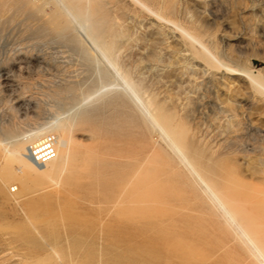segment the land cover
<instances>
[{"label": "rangeland", "instance_id": "374dc122", "mask_svg": "<svg viewBox=\"0 0 264 264\" xmlns=\"http://www.w3.org/2000/svg\"><path fill=\"white\" fill-rule=\"evenodd\" d=\"M11 3L13 5L9 3L1 5L0 13L6 11L3 10L4 6L8 10L10 6H13L9 12H6L10 14V11L14 10L15 14L12 12L11 16L15 20L18 16L16 14L20 13L22 14L20 16H24L26 19L18 16L24 20H19L18 18V21H15L12 17L10 18L9 14V17H7L6 12L5 15H3L4 12L0 14V16L2 15L0 17V168L3 169L4 157L2 155L4 153L1 149L5 141L11 140L12 137L16 138L22 135L23 132L30 131L35 127L50 124L59 116L64 117L70 126V122H73V124L77 122L71 128V133H73L72 135L75 139L76 151L66 159L67 163L70 162L67 166L68 168H70L71 164L73 165L68 174L59 169H54V171L52 169L46 172L37 169V167L29 168L25 171L28 178L25 175L24 179V173L18 177L19 179L17 178L16 182L18 183L14 181V185L18 188H16L18 191L13 189L12 183L9 186L10 183H7L8 180H6L2 170H0V264H30L31 262L33 264H69L68 261L64 262L66 258L62 259L61 257V260L57 257L63 256L62 254L66 250L67 253L70 252L67 248L72 249L74 245H77L78 248L79 244H76L79 241L78 239H82V242L79 241V243H82V247L80 245L82 249L78 248V251L81 252L77 253L76 247L74 249L77 251V254H81L77 255L74 252L75 250H73L74 255H76L74 257L79 259V261L76 259L78 262H80V256L83 252L84 256V254L91 252V250L93 251V253L91 252L92 255L88 253L87 256H82L81 261L86 264H104L101 261L103 255L105 261L109 259L111 261L115 256V251L121 252V250H117L118 248L122 249L120 244H111L106 239L104 229H100L110 222L106 221L110 220L106 210H103L100 203L95 204V201H88L83 198L82 193H80V197L79 192H77L78 186L74 183L78 178V173L76 174L77 167L82 162V158L85 157L87 160H83L82 163L86 165L89 177L93 180H98L103 185H107L115 179L136 178L139 180L138 192L140 193L141 191L139 199L142 201L140 200L138 214L141 218L151 220L152 223L150 225L151 230L148 228L147 231L144 229V231H140L138 243L140 242L139 245L145 248L150 245L149 241H156L153 243V248L162 251V258L158 264H264V260L258 256L259 252L257 250L254 249V251L253 247L242 243L243 238H245L242 233L237 234V239H234L232 233L228 232V234L221 231L215 226V223H212V216L203 212L200 200L194 199V201L191 199L193 200L191 201L186 198L189 189L185 184L184 177L187 176V171L181 164L176 163L178 160L175 157L168 159L171 150L169 151L165 140L159 137L161 132L153 129L150 122L140 113V108H138L139 106L136 105V102L130 99L123 90L124 87L123 89L119 88L118 85L123 86V84L116 70L109 63L102 60L100 55L91 48L92 46H90L89 42H81L80 39H77L84 35V32H82L84 30L71 21L66 22V25H56V28L54 27L55 25L53 26L55 23L52 24V21H48L53 26L50 29L51 26L47 22L44 12L43 14L35 9L31 10L33 7L28 2H22L26 6L19 1L18 3L17 1ZM21 4L26 8L20 6ZM204 4L205 6H203ZM204 4H202L201 8L195 7L193 3H190L191 8L198 11L202 16V20L203 22L205 21L204 24H206L208 30L214 33L215 43L220 49L218 51L219 53L221 52L220 54L223 53V55H220L223 57L221 58L232 66L251 65L257 70L261 68V74L264 75V0H212ZM28 7L30 8L28 9ZM19 10L20 13H18ZM28 11L32 12L29 13ZM36 14L38 15L36 16ZM28 15L31 19L33 18L32 21L30 17L28 19ZM40 15H42V18ZM38 16L39 19L36 18ZM120 16L123 21H126L127 32L124 37L118 40L121 43L118 45H120L121 51L123 47L127 48L123 49V53H120L118 50L119 56H117L118 52L115 53L114 56L118 62V66L120 65L121 70L128 72L129 75L131 73L130 77L132 76L136 84L140 83L137 88L140 87L141 89L138 88L139 91L143 90V94H146V96H143L145 100L148 98L150 102L153 101L152 107H159L158 109L161 114L164 113L163 115L172 119L174 128L179 127V133L181 132L183 136L181 137L182 141L186 143L187 147H191L194 152L196 151L197 156L209 155L212 148L214 150L215 147L216 149L222 147L218 149L220 153L217 154L221 158L218 157L217 164L227 167L235 173L236 177L238 176L236 187L233 189V197L237 200L236 205L238 203L242 204L238 205L239 209L242 210L241 213L246 210L243 215L240 214V210L238 214L248 216L246 218L257 221L258 224L252 226L250 230L254 234L262 236L264 240V219H262L264 218V158L262 159L264 156V97L257 90L258 94L254 88V90L252 89L251 84H248L246 78H240L239 76H232L231 78L228 75L223 76L222 73L220 74L216 71L212 73L211 71L213 70L207 69L208 67L201 64L189 52L187 53L189 56L187 54L184 55L185 52H179L178 50L181 46L179 45L178 47L180 42L178 43L179 40H177L178 37L175 33H170L168 38L166 35L164 37V34L157 29L158 27L152 19L136 20L123 12H120ZM4 17H7V20ZM35 18L36 20H34ZM145 25H148L147 29ZM129 34L132 36L129 37ZM158 35L163 37L159 36L162 40H160L161 42L154 38H157ZM217 40L219 44H217ZM145 41H148L147 45ZM172 44L173 46L170 49ZM120 47L118 48L120 49ZM159 48L163 51L162 54ZM160 54L163 56L161 57ZM233 57L234 59H232ZM140 59L144 60L141 61ZM140 63L142 64L140 65ZM205 67L206 69H204ZM214 73H218V76ZM149 141H152V144ZM205 142H207V147L209 146L208 148L210 149L206 147ZM218 144L220 145L217 147ZM150 147H152L151 149L154 148L155 151L153 152ZM91 151L98 154L91 155L88 158L86 155ZM224 155L227 157L225 158ZM172 156L174 155L172 154ZM256 156H260L262 161L260 157L258 160ZM249 158H251L252 162L248 161L250 160ZM167 161L170 162L168 163ZM253 161L258 163H254ZM172 162H175V164ZM251 163L253 167H251ZM176 164L180 168H176ZM162 165L170 171L168 169L167 171L166 169L161 170L164 169ZM169 165L173 166L170 167ZM110 169H113V171ZM173 169L175 170L173 171ZM176 169L178 170L176 171ZM175 171L177 173L180 171L178 174L182 176L176 177ZM182 172H185V175ZM27 173H31L30 176ZM155 174L157 175L156 178ZM31 175L33 176L32 179ZM172 176H174V186L169 185L167 187V185H164L161 187L164 180ZM158 179L162 184L157 182ZM61 183H68L67 185L71 186H61ZM20 184L21 188H24V191L23 188H20ZM57 186L61 190L64 189L65 192L69 191V189L70 191L74 189L76 191H72L74 194L70 191L67 192L72 194L70 196L71 194L68 195L62 190L63 194L61 192V195L64 196H61L59 195V191L61 190ZM247 187L251 188L248 189ZM25 188H32L33 192ZM51 189H55L54 191L58 193H55ZM48 190L54 193H50ZM40 191H44L45 194L42 192L43 195H41ZM14 192H21L18 193L19 198ZM46 192L47 194L49 192L50 196L46 195ZM22 193L26 197L27 195L30 197L25 199V195ZM39 194L41 201L36 200ZM42 196H44L46 205L43 204ZM65 196L68 197L64 198L63 201L62 198ZM59 197H62V200H58L57 198ZM79 198L83 200V203H81L82 200H78ZM49 199L55 200L56 203L54 201L50 203L52 200ZM75 199H77V202H75ZM65 200L68 206H70L69 204H73L71 205L72 208L82 206L81 208L79 207L80 210H78V207L74 208L78 212L75 210L77 216H74L73 219L81 222L82 225L89 223V226H92L93 223V228L95 229L91 233L82 235L81 232H78L80 236L77 235L78 233L72 234L73 240H71V236L63 227V224L68 222H66V219L62 220L64 219L62 216L69 208L70 212L72 210L75 213V211L71 206L68 208ZM34 201H37V203ZM19 204L21 208L25 206L27 209H21ZM82 204L84 206H89L90 204L87 207L89 212ZM30 205L31 207H29ZM40 205H42L43 209ZM32 207L34 209L36 207V209H31ZM45 207L48 209H45ZM65 207L67 208L66 211ZM37 208L38 211H44L45 209L44 215H46V221H43L45 219L44 216L43 218L40 217L43 215V211L42 213L39 212L41 215L37 214L40 219L36 217V213L34 215V211L37 212ZM99 211H102L105 216L104 219V216L99 218V215H102ZM48 214L49 216H47ZM32 215L34 216L32 217ZM80 216L83 217L81 218ZM106 216H108V219H106ZM30 219L32 220L30 221ZM49 219L51 222L54 219L57 223L53 222V225H48ZM24 220L27 223L30 222L29 226L26 227L28 228L27 230L22 227L18 228L14 224L15 222ZM95 222L97 223L95 224ZM6 224H8L6 226L8 229L5 227ZM55 224L60 230H57ZM37 226H40L38 228L41 231H38L39 229L36 230ZM47 226H49L51 231L53 230L56 238L61 236L58 238L60 244L54 238L55 236H50L49 232L51 231L49 230L48 232L49 228ZM96 229L97 231L93 233ZM41 232L46 235H40ZM99 234L101 235L99 236ZM172 236H177L175 238L179 245L186 247L185 249L188 251L187 255L176 256L171 252H166L161 240ZM36 237L38 238L36 242L42 244L41 246L35 242ZM50 237L51 240H49ZM66 237H70L69 244L67 243L69 240L67 241ZM84 237L88 238L84 239ZM61 238L64 240H60ZM88 239H91L90 243ZM141 239H144V241ZM31 240L35 244L31 243ZM52 240L56 244L53 248L49 246V244H52ZM75 240L77 241L76 243L73 242ZM71 241L72 247L70 245ZM145 241L148 243H145ZM100 242V245H107L106 247L108 248H110L108 245L111 248L114 246L113 249L110 248V251L114 250V252H110L109 249H107V252L106 247L103 248V246L101 248ZM57 244H59V247ZM35 245L38 248H35ZM83 245L85 250L87 248L89 250H83ZM55 247L59 248V250L55 249ZM127 249L128 247L124 251L127 252ZM102 250L104 253H102ZM57 252H61L62 254H56ZM90 255H94L95 260ZM100 256L101 258H99ZM170 256L171 258L173 257V261L170 259Z\"/></svg>", "mask_w": 264, "mask_h": 264}, {"label": "bare ground", "instance_id": "6f19581e", "mask_svg": "<svg viewBox=\"0 0 264 264\" xmlns=\"http://www.w3.org/2000/svg\"><path fill=\"white\" fill-rule=\"evenodd\" d=\"M13 1H17V3H18V1L20 3L28 2L33 7V8H31V10L35 9V10H37L39 12H42V13L44 12L45 14L44 13L43 14L46 17L47 22L48 21H52V24L55 23V24H53V26L55 25L54 26L55 28L57 26H59L60 24L64 25L66 22L71 21V22L75 23L77 26H79L80 28H82L84 30V31H82V32H84V35L81 38H77V37L76 38L80 39L81 42H89L91 44L90 46H92L91 48H93L94 51H96L100 55L102 60L106 61V63H109V65L112 66V68L114 70H116V72L118 73L117 75H119L120 79L122 80V84H123V86L122 85H118L119 88L123 89V87H124L123 90L126 92V94L129 96L130 99H133L136 102V105H138L139 106L138 108H140V111H141L140 113L144 116V118L146 120H148L150 122V125H152L153 129L154 130L156 129L157 131L161 132V135L159 137H161L163 140H165V142L167 143V146L169 148V151L171 150V154H170V156L168 155V159L172 158V157H175L176 160H178L176 163L181 164L185 168V170L187 171L188 174H187V176L184 177L185 184H186V186L189 189L188 193L186 195V198L190 199V200L191 199L200 200L202 202L201 203V209L203 210V212H206L207 215H211L212 216V218H211L212 223L213 224L215 223V226L217 228H219L221 231L226 232V233H228V232L232 233L234 239H237L236 238L237 234L242 233L245 236V238L242 237L243 238V240H242L240 237H238V238H240L242 240V243L243 244L245 243L247 246L253 247V250L254 249L257 250V252H259L258 256H260V258H262L264 260V240L262 239V236H259L258 234H254L250 230V228L252 226L257 225L258 222L254 221V220H252L250 218H246L248 216H245V215L241 216V215L238 214L239 210H240V214H242V215L246 212V210H244V212L241 213L242 210L239 209L238 205H242V204L238 203V205H236L237 204V200H236L235 197H233V189H234V187H236V184H237L236 182L238 180V176L236 177L235 173L233 171L229 170L227 167H222V166H219V164H217L218 163L217 160L219 158H221V157H219L220 155L218 156V154H217V153H220V151L218 152V149H221L222 147L216 149V147H215L216 144H215V146H214L215 149L212 150L213 149L212 148L210 150V154L209 155L197 156L196 155V151L194 152L191 147H187L186 143L182 141L181 137H183V136L181 135V132L179 133V130H178L179 127L178 128H174V126H173L174 123L172 122V119L170 117H168V116L163 115L164 113L161 114L160 110L158 109L159 107L158 108H156L154 106L152 107V105H153L152 102L153 101L150 102L149 101L150 99L148 100V98H147V100L144 99L143 96L144 95L146 96V94H143V90L139 91L138 88H140V87L137 88V86L140 83L136 84L134 82V79H132V76L130 77L131 73L129 75L128 72H125V71L121 70V67H120V65L118 66V62L116 61L115 56H114L115 53L118 52V50H119L120 53L121 52L123 53V51H124L123 49L127 48V47H123L122 51H121V47H120V45H118V44H121V43H119L118 40L120 38L124 37L126 35V32H127L126 21H123L122 17L120 16V12L127 13L131 17L135 18L136 20L152 19L155 22V24L157 25V27H158L157 29L160 30L162 34H164V37L166 35L167 38H168V35H170V33H172V32L175 33V35L178 38L176 36H174V37H176L177 40H179L178 43L180 42V44L176 43L177 41H175V43L178 44V47H179V45L181 46L180 49L178 48L179 52H181V53L185 52V54L183 53L184 55H186L189 52L194 58H196L198 61H200L201 64H203L206 67H208L207 69L213 70V71H211L212 73L214 71H216V72H218L220 74L222 73L223 76L224 75H228L231 78H232V76H237V77L239 76L240 78L241 77L246 78L247 81H248V84L249 83L251 84L252 89L254 88L255 91L257 90L264 97V75L261 74V68H259L257 70V69H254L251 65L236 67L234 65L232 66L231 64H228L227 62H225L222 59L223 57L220 56V55H223V53L220 54L221 52L219 53V51H218L219 47H217V45L215 43L216 39H214V37H215L214 33L212 31L208 30L206 24H204L205 21L203 22V20H202V16L200 15V13L198 11L194 10L193 8H191V5H190V3L191 4L193 3L195 7H201L202 8V4L207 3V2L209 3L212 0H0V7H1V5H6L8 3L10 5H13L11 3ZM24 3H22V4H24ZM22 4L20 6H22ZM24 6H26V4H24ZM24 6H22V7H24ZM203 6H205V4ZM5 7L6 6H4V9L3 8L2 9L9 12V10H11L10 8H12L13 6H10L9 10L7 9V7L5 9ZM15 8H13V9H15ZM24 8H26V7H24ZM29 8L30 7H28V9ZM206 11H207V9H206ZM3 12H1L0 14H2ZM5 12H4L3 15H5L7 13V12L6 13ZM12 12L15 14L14 10L10 11V14L9 13L6 14L7 17H9L8 16V14H9L10 18H11L12 17L11 16ZM28 12L30 13L32 11H28ZM33 12L35 13V11H33ZM18 13H20V10H19ZM29 13H27V14H29ZM24 14H25V12H24ZM16 15L20 16L22 14L20 13V14H16ZM16 15H15V18H16ZM37 15L38 14H36V16ZM208 15H209V13H208ZM18 16H17V19L19 18V20L22 19L20 17H24V16H20V17H18ZM25 16H26V14H25ZM34 16H35V14H34ZM41 16L42 15H40V17ZM0 17H2V15ZM7 17H4V18L7 20ZM29 17L30 16L28 15V19H29ZM10 18H9V20H10ZM36 18L39 19V16L36 17ZM36 18L34 20H36ZM12 19H14V18L12 17ZM30 19H31V17H30ZM32 19H31V21H32ZM22 20H24V19H22ZM41 20H43V19H41ZM40 22H38V23H40ZM42 23H44V22H42ZM48 23H47V27H48ZM133 23H135V22H133ZM52 24L49 23L50 26ZM53 26H51L50 29H52ZM142 26H143V24H142ZM147 26L145 27L146 29H147ZM152 26H154V25H152ZM57 29H59V28H57ZM75 30H74V32H75ZM150 30H151V27H150ZM76 32H77V30H76ZM152 32H153V30H152ZM129 35H130L129 37L132 36L131 34H129ZM159 36L161 37V35H158L157 38L154 37V36L153 37L160 41L161 39L159 38ZM174 37H173V39H174ZM161 38H163V37H161ZM147 40H149V39H147ZM154 40H152V41H154ZM147 42L145 41L146 45L148 44ZM217 42H218V40H217ZM217 44H219V42ZM143 45H144V42H143ZM151 45L153 46V44H151ZM172 46H173V44L171 45L170 49L172 48ZM118 47H120V49ZM149 47H148V49L151 48V47L150 48ZM174 49H175V47H174ZM159 50H160V48H159ZM119 52L117 53V56H119V54H120ZM160 52L162 54L163 51L160 50ZM187 55L189 56V54H187ZM162 56L163 55H161V57ZM194 58H193V60H194ZM232 59H234V57ZM235 59H236V57H235ZM142 60H144V59H142ZM147 61H150V60H147ZM143 62H145V61H143ZM142 63H140V65ZM206 67L204 69H206ZM153 69H154V67H153ZM141 73H143V72H141ZM217 74H215V75H217ZM214 78H215V76H214ZM217 80H221V79H217ZM206 84H208V83H206ZM113 87H114V85H113ZM114 90H115V88H114ZM257 91H256V93H257ZM141 92H142L143 95L141 94ZM260 94H259V96H260ZM107 95H109V94H107ZM70 123H71V126L68 123V121H66V119L64 117L59 116V117H57V119H55L50 124L48 123V124H45V125H41V126L35 127L32 130H30V131H27V132L25 131V133L23 132L24 134L22 133V135L17 136L16 138L12 137L11 140L5 141L4 143L2 142L4 144V146L2 147L1 150L4 153L2 155L4 157V159L3 158H1V159L4 160V163H3V169L0 168V170H2L6 180H8L7 183H10L9 186H11V183H12L13 184V186H12L13 189L17 190L18 188L15 187L14 181L16 182L17 178L19 176L23 175L26 170H28L29 168H32V167H37V169H41V170L46 171V172L47 171L49 172L52 169H53V171H54V169H57V170L59 169V170L67 172V174H68V171L71 170V167H73V165L71 164L72 166L70 165V168H68L67 166L69 165L70 162L67 163L66 159L69 158V156L72 155L76 151L75 139H74V137L72 135L73 133H71L72 132L71 128H72V125L74 127L75 126L74 124L77 123V122H75L74 124H73V122H70ZM49 133L55 134L57 136V138H58V143H57V152L58 153H57V156L54 159H52L49 162H47L46 164H37L31 158L30 148L35 142H37L38 140H40L42 137H44L45 135H47ZM0 142H1V140H0ZM149 142H151V144H152V141H149ZM205 145L207 147V142H205ZM219 145L220 144H218L217 147ZM143 146H145V145H143ZM146 147H144V148H146ZM153 147H154V145H153ZM151 148L152 147H150V149ZM208 149H210V148H208ZM151 150H153V152L155 151L154 148L151 149ZM168 153H170V152H168ZM96 154H98V153H96V152L94 153V152L91 151L86 156H88V158H90L91 155H96ZM172 154L174 156H172ZM221 155H222V153H221ZM224 157L226 158L227 156L224 155ZM256 157L259 160L260 156L259 157L256 156ZM261 157H262V155H261ZM261 157H260V159H261ZM251 158H249L250 160H248V161L252 162ZM263 158H264V156L262 157V159ZM163 159H164V157H163ZM262 159H261V161H262ZM83 160H87L86 157L82 158V162H83ZM82 162H80V165L77 167L76 174L78 173V178L74 181L75 185L78 186V191L77 192H79V196H80V193H82V195L84 196L83 198L87 199L88 201L89 200H91L92 202L95 201V204L100 203L101 207H103V210L104 211L106 210V212L108 213V215L110 217V220L107 218L108 216H106V219H108V220H106V219L105 220L108 221V222L110 221V222H109V224H106L104 226V228L101 227L100 229H104V233L106 235V239H108L111 244H114V245L115 244H120V247L122 248V249H119L117 247L118 248L117 250L118 251L121 250V252L115 251V253H114L115 256L112 254L114 256V258L112 257L113 260H111V261H110V259L105 261L104 260L105 259L104 255L103 254H99V255H103L102 258H101V256L99 257V258H101V261L104 264H158L159 260L162 258V251L161 250L159 251L158 249L156 250V248H153V246H154L153 243H155L156 241L153 242L152 240L151 241L148 240L150 245L146 246L145 248H143V247H141V245H139L140 242L138 243V236H139L140 231H142L143 229L145 231H147L148 228L150 229V225L152 223L151 220H148L147 218H141V216L138 214L139 204L142 201L141 199H139V195H141V191H140V193L138 192V190H139L138 189L139 188V180H137L136 178L135 179H115V180H112L107 185H103L98 180H93L92 178L89 177V174L86 171L87 167ZM162 162H163V160H162ZM71 163H73V162H71ZM172 163L175 164V162H172ZM254 163H258V162H254ZM54 164H57V165L54 166ZM156 165H157V163H156ZM225 165H226V163H225ZM75 166H77V165H75ZM157 166H159V164ZM164 166H165V164H164ZM169 166L172 167L173 165L172 166L169 165ZM176 166H177L176 168L179 167V165H177V164H176ZM254 166H256V165L254 164ZM159 167H158V169H159ZM251 167H253V164H252ZM74 168H76V167H74ZM162 168H164L163 165H162ZM261 168L263 169L262 166H261ZM165 169H166V167L164 169H161V170H165ZM167 169H166V171H167ZM33 170H34V168H33ZM110 170L113 171V169H110ZM174 170L175 169H173V171ZM177 170L178 169H176V171ZM181 171H182V169H181ZM175 172H173V173L175 174ZM179 172L180 171H178V173ZM178 173L176 172V174H175L176 177L182 176V175H180ZM30 174L31 173H29L28 176H30ZM70 174H72V173H70ZM170 174H172V173H170ZM25 175H26V173L23 175V177ZM33 175H34V173H33ZM57 175H59V174H57ZM61 176H62V174H61ZM167 176H168V173H167ZM23 177H22V180H23ZM156 177H157V175L155 174V178ZM173 177L174 176L171 177L172 179L171 178H167L166 180H164V183H163V185L161 187H163L164 185H167V187L169 185H171V186L173 185L174 186L175 181L173 180ZM26 178H28L27 175H26ZM32 178H33V176L31 177V179ZM24 179H25V177H24ZM157 182H159V179H158ZM16 183H18V182H16ZM67 184H62L61 183V186L67 185ZM160 184H162V183H160ZM43 185H45V184H43ZM70 186L67 185V187H70ZM20 188H21V184H20ZM39 188L40 187L38 186V189ZM57 188H59L61 190L60 187L57 186ZM57 188H55V189L57 190ZM249 188H251V187H249ZM25 189L32 191V188L31 189L25 188ZM170 189H172V188H170ZM36 190H37V188H36ZM54 190H52V191H54ZM62 190L65 192L64 189H62ZM62 190L59 191L60 192L59 195H61V192L63 194ZM23 191H24V188H23ZM23 191H21V192H23ZM45 191H47V190H45ZM48 191H50V190H48ZM52 191H50V193ZM69 191H70V189H69ZM69 191H67V192H69ZM72 191H76V190L74 189ZM72 191H70V192H72ZM21 192H16V193L14 192V193L18 197V193H21ZM42 192L45 194L44 191H42ZM42 192L40 193L41 195H43ZM54 192H52V193H54ZM67 192H65V193H67ZM169 192H171V191H169ZM40 194L37 196L36 200H40L41 201V198L39 197ZM67 194L69 195L71 193H67ZM23 195H25V194H23ZM46 195L50 196L49 192H48V194L46 192ZM31 196H34V195H31ZM61 196H64V195H61ZM70 196H72V194ZM27 197H30V196L27 195ZM27 197H26V195L24 196L25 199ZM35 197H36V195H35ZM43 197L44 196H42L43 204L46 205L45 201H44L45 199ZM66 197H68V196H65L63 198L59 197L57 199L59 200V199L62 198L63 201H64V198H66ZM24 198H22V199H24ZM74 198H76V197H74ZM49 200H52L50 203H52L53 201L55 202V200H53V199H49ZM75 200H76L75 202H77V199H75ZM78 200L81 201L82 199L79 198ZM193 200H191V201H193ZM34 202L37 203V201H34ZM65 202H66V200H65ZM36 203H34V204H36ZM81 203H83V200H82ZM66 204L68 206L67 202H66ZM84 204H85V202H84ZM51 205L53 206V204H51ZM69 205L71 206L73 204H69ZM77 205H78V203H77ZM194 205H196V204H194ZM36 206H37V204H36ZM40 206L42 207V205H40ZM70 206H68V208ZM89 206H90V204H89ZM89 206L87 205V206H84V207L87 210L88 209L87 207H89ZM243 206H244V203H243ZM29 207H31V205ZM76 207H78V206H76ZM76 207H74V208H76ZM79 207H78V210H80ZM96 207H97V205H96ZM101 207H100V209H102ZM20 208H21V205H20ZM22 208H26L27 209V207H25V206L22 207ZM46 208L47 207H45V209ZM71 208H72V206H71ZM74 208H72V209H74ZM140 208H141V206H140ZM31 209H34V208L32 207ZM35 209H36V207H35ZM42 209H43V207H42ZM45 209H44V211H45ZM66 209L67 208L65 207V211H66ZM69 209L62 216V218H64L62 220L66 219V222H68V223L63 224V227H64V229L67 230V232L69 233L70 236L72 234H77L78 232H81L82 235L83 234L87 235V234L91 233L93 231V229H95V228H93V226H94L93 223H92V226H89V223L87 224L88 225L87 226V225H82L81 222H79V221L78 222L75 221L73 219V217L77 216L76 211H75L77 209H74L75 213H73L72 210L70 212ZM23 210H25V209H23ZM78 210H77V212H78ZM89 210H91V209L89 208ZM42 211L41 210L38 211V208H37V212L38 213L34 211V215H35V213H36V215L39 214V212L42 213ZM44 211H43V215L40 216V217L43 218V216H44L45 219H43V221L44 220L46 221L47 218H46V215H44L45 214ZM23 212H25V211H23ZM46 212H47V210H46ZM48 213H49V211H48ZM60 213H62V211H60ZM83 213H84V210H83ZM85 214L87 215L86 212H85ZM100 214H102V215H99L100 216V217L98 216L99 218H101V216L102 217L104 216L102 211L100 212ZM34 215H32V217ZM39 215H41V214H39ZM39 215L36 216V217H38V219H40ZM47 216H49V214ZM54 216L56 217V215H54ZM89 217H90V215H89ZM213 217H215V218H213ZM42 218H41V220H42ZM78 218H79V216H78ZM81 218H80V220H81ZM104 218H105V216L103 217V219ZM50 219H49V223L50 224L48 223V225H53L54 224L53 222H56L54 220L56 218L53 219V222H51ZM262 219H264V218H262ZM31 220L32 219H30V221ZM83 220H85V218H83ZM96 223L97 222H95V224ZM261 223H262V221H261ZM14 224H16V226L18 228H20V227L26 228L27 226H29L30 222L27 223L24 220V221H19L17 223L15 222ZM14 224H13V226L16 227ZM31 224H32V222H31ZM90 225H91V221H90ZM6 226H8V224H6L5 227ZM38 227H40V226H37L36 230L39 229L38 231H41L40 228H38ZM44 227L46 229L45 225H44ZM47 227L49 228V226H47ZM55 227H56V224H55ZM59 227H60V225H59ZM98 227H100V226L98 225ZM33 228L35 229V227H33ZM27 229L28 228H26V230ZM52 229H53V226H52ZM58 229L59 228H57V230ZM97 229L94 230L93 233H95L97 231ZM49 230L51 231L50 228L48 229V232H49ZM51 232H49L50 236L54 237L55 235L53 234L54 233L53 230ZM64 232L66 233V231H64ZM148 233H147V235H148ZM40 235L45 236L46 234L44 235L41 232ZM59 235H61V234H59ZM77 235L80 236L79 233ZM100 235L101 234H99V236ZM145 235H146V233H145ZM97 236H98V234H97ZM102 236H101V238H102ZM32 237L34 238L33 235H32ZM32 237H30V238L33 239ZM47 237H49V236H47ZM51 237H50L49 240H51ZM60 237L58 236V238H60ZM175 237H177V236L166 237L165 239L161 240L163 242L164 249L166 250V252L167 251L171 252L172 254H175L176 256H178V255L180 256L182 254H183V256L187 255L188 251H187V249H185L186 247L180 246L178 241H176ZM28 238H29V235H28ZM54 238H56V236ZM54 238H52V239H54ZM58 238H56V240H58L57 242H59V244H60V241H59ZM63 238H61L60 240H64ZM85 238L86 237H84V239ZM46 239L48 240V238H46ZM74 239H76V238H74ZM95 239H94V241H95ZM240 239H238V240L240 241ZM71 240H73L72 236H71ZM78 240L82 242V239H78ZM90 240L88 239L89 243L91 242ZM102 240H104V239H102ZM108 240H107V242H108ZM141 240H139V241H141ZM36 241H38V238L35 240V242ZM55 241L52 242L53 246H52V244L51 245L49 244V246H51L52 248L54 247V245L56 246V244H54ZM67 241H68L67 243L69 244L70 237L67 238ZM79 241H78V243H76L77 242L76 240L73 241V242H75L76 244H79L78 248L81 250L82 248H80V245L82 247V243H79ZM142 241H144V239ZM33 242L34 241H32L31 243H33ZM62 242H64V241H62ZM145 243H148V242L145 241ZM157 243H158V241H157ZM33 244H35V243H33ZM59 244H57L58 247H59ZM100 244H101V242L99 243V245ZM141 244H144V243H141ZM37 245L41 246L42 244H38L37 243ZM70 245L72 247V241H71ZM73 245H74V243H73ZM85 246H88V245H85ZM89 246H91V245H89ZM100 246H101V248H102V246H103V248H105L107 245H105V246L104 245H100ZM108 246L111 248L110 245H108ZM155 246H156V244H155ZM74 247H76V250L78 251L77 245H74ZM74 247H72V249L67 248L70 251L68 253L66 252L67 251L66 248H65L66 251L63 254L61 252H57L56 254L61 253L64 256V257L60 256V257H57V258L58 259L59 258L61 259V257H62V259L66 258V260H64V262L68 261L69 264H86L85 262L81 261L82 260L81 258L83 256L84 252L80 256V262H78L79 259L74 257V256H76V255H74V252L75 253L77 252L74 249ZM113 247L111 249H113ZM127 247H128V249H127V252H126V251H124V249L127 248ZM35 248H38V247H36V245H35ZM56 248L57 247H55V249ZM110 248L106 247L105 249L108 252L107 249H109V251H110L111 250ZM40 249L43 250L41 247H40ZM91 249H94V248H91ZM57 250H59V248H57ZM61 250H62V248H61ZM73 250H75V251L73 252ZM83 250H85L84 245H83ZM86 250H89V249L87 248ZM115 250H116V248H115ZM44 251H46V250H44ZM50 251H52V250H50ZM112 251L114 252V250H112ZM112 251H110V252H112ZM48 252H49V250H48ZM62 252H63V250H62ZM79 252H81V251H78L77 253H79ZM91 252L93 253L92 250H91ZM91 252H88V253L90 254ZM92 253H91V255H92ZM102 253H104V251ZM80 254H77V255H80ZM87 254H84V256H87ZM166 255H169V254H166ZM93 256H91V257H93ZM107 256H105V257H107ZM176 256H174V257H176ZM165 257H167V256H165ZM88 258H90V257H88ZM107 258H109V257H107ZM168 258H169V256H168ZM172 258L170 256V259L173 261L174 259H172ZM92 259L95 260L94 257ZM85 261H87V260H85ZM168 261H170V260H168ZM59 263H60V261H59Z\"/></svg>", "mask_w": 264, "mask_h": 264}, {"label": "built area", "instance_id": "2783aa9c", "mask_svg": "<svg viewBox=\"0 0 264 264\" xmlns=\"http://www.w3.org/2000/svg\"><path fill=\"white\" fill-rule=\"evenodd\" d=\"M58 138L49 133L35 142L30 148L32 160L37 164H46L57 156Z\"/></svg>", "mask_w": 264, "mask_h": 264}]
</instances>
